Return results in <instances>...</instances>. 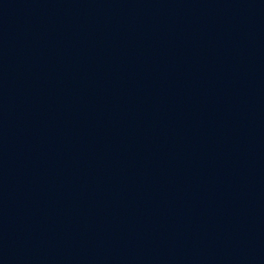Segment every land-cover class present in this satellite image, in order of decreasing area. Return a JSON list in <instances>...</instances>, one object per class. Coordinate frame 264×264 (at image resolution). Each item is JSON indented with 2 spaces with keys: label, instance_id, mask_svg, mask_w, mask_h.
Masks as SVG:
<instances>
[{
  "label": "water",
  "instance_id": "obj_1",
  "mask_svg": "<svg viewBox=\"0 0 264 264\" xmlns=\"http://www.w3.org/2000/svg\"><path fill=\"white\" fill-rule=\"evenodd\" d=\"M0 264H264V0H0Z\"/></svg>",
  "mask_w": 264,
  "mask_h": 264
}]
</instances>
